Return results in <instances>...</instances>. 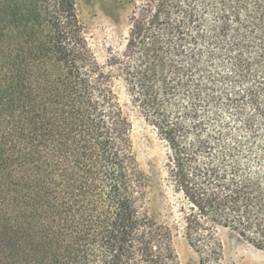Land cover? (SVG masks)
Masks as SVG:
<instances>
[{
    "label": "trees",
    "instance_id": "trees-1",
    "mask_svg": "<svg viewBox=\"0 0 264 264\" xmlns=\"http://www.w3.org/2000/svg\"><path fill=\"white\" fill-rule=\"evenodd\" d=\"M77 2L0 0V264H176L178 227L198 264L219 229L264 251V0H130L108 66L167 145L174 224Z\"/></svg>",
    "mask_w": 264,
    "mask_h": 264
},
{
    "label": "rangeland",
    "instance_id": "rangeland-1",
    "mask_svg": "<svg viewBox=\"0 0 264 264\" xmlns=\"http://www.w3.org/2000/svg\"><path fill=\"white\" fill-rule=\"evenodd\" d=\"M77 10L89 47L98 64L111 76L113 90L131 123L134 154L140 170L148 176L152 186L153 213L161 221L179 222L178 201L165 180L169 155L167 145L132 102L118 71L108 66L110 58L123 51L134 4L130 0H78ZM216 240L220 244L224 264H264V251L256 250L234 233L219 229ZM173 249L176 264H198L197 254L179 227L173 239Z\"/></svg>",
    "mask_w": 264,
    "mask_h": 264
}]
</instances>
